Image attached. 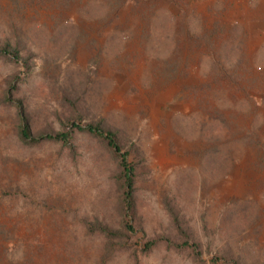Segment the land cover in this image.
I'll return each mask as SVG.
<instances>
[{
    "label": "rangeland",
    "instance_id": "1",
    "mask_svg": "<svg viewBox=\"0 0 264 264\" xmlns=\"http://www.w3.org/2000/svg\"><path fill=\"white\" fill-rule=\"evenodd\" d=\"M5 42L0 264H264V0H0Z\"/></svg>",
    "mask_w": 264,
    "mask_h": 264
},
{
    "label": "trees",
    "instance_id": "2",
    "mask_svg": "<svg viewBox=\"0 0 264 264\" xmlns=\"http://www.w3.org/2000/svg\"><path fill=\"white\" fill-rule=\"evenodd\" d=\"M0 54L2 55H12L17 56V49H12L11 45L7 42L0 44ZM13 89V88H11ZM18 118H19V127L18 135L20 140L26 143H38L44 140H51L60 142L63 146L71 148V137L70 132H58L55 134H50L43 132L37 136L32 135L29 129V120L24 113L23 103L18 101L17 103ZM72 126V125H71ZM74 129H77L82 132H87L95 137L102 139L107 143V146L111 151L116 155L118 159L119 166V175L118 182L122 189V200H121V213H122V224L123 230L134 233L135 228V199H134V179H135V169L133 164L127 161V155L121 154V145L119 140L116 139V134L112 133L109 130H106L100 124H87L85 127L81 128L78 125L72 126ZM106 231L107 229L104 228ZM111 235H114V232H110ZM117 234V232H116ZM154 242H150L147 247H151Z\"/></svg>",
    "mask_w": 264,
    "mask_h": 264
},
{
    "label": "bare ground",
    "instance_id": "3",
    "mask_svg": "<svg viewBox=\"0 0 264 264\" xmlns=\"http://www.w3.org/2000/svg\"><path fill=\"white\" fill-rule=\"evenodd\" d=\"M159 151V150H158Z\"/></svg>",
    "mask_w": 264,
    "mask_h": 264
}]
</instances>
